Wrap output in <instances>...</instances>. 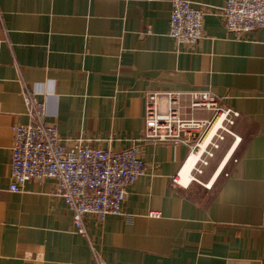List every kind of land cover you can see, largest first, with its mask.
Listing matches in <instances>:
<instances>
[{
	"label": "crops",
	"instance_id": "crops-1",
	"mask_svg": "<svg viewBox=\"0 0 264 264\" xmlns=\"http://www.w3.org/2000/svg\"><path fill=\"white\" fill-rule=\"evenodd\" d=\"M170 19V0H0V264H264V29L238 38L211 14L185 46ZM198 92L238 116L217 165L184 178L188 146L143 141L146 99L180 93L189 116ZM30 96L64 138L137 147L148 168L123 214L87 217L85 236L54 180L9 190Z\"/></svg>",
	"mask_w": 264,
	"mask_h": 264
},
{
	"label": "built area",
	"instance_id": "built-area-1",
	"mask_svg": "<svg viewBox=\"0 0 264 264\" xmlns=\"http://www.w3.org/2000/svg\"><path fill=\"white\" fill-rule=\"evenodd\" d=\"M170 1L169 35L180 45L203 40L205 17L211 14L219 16L227 32L238 38L264 29V0H225L216 9L196 8L189 0ZM27 107L31 122L14 130L9 190L20 193L30 181L54 180L56 195L71 209L76 229L83 236L87 235V217L104 221L109 215L123 214L128 188L148 172L139 148L115 152L93 147L84 140L64 138L58 127L46 120L45 104L30 96ZM189 108L191 114L184 115L180 93L148 95L143 141L186 145L193 154L219 116L231 115L232 120H225L231 125L238 116L208 92L191 94ZM196 111L212 115L196 119ZM221 129L228 131L225 125Z\"/></svg>",
	"mask_w": 264,
	"mask_h": 264
},
{
	"label": "rangeland",
	"instance_id": "rangeland-1",
	"mask_svg": "<svg viewBox=\"0 0 264 264\" xmlns=\"http://www.w3.org/2000/svg\"><path fill=\"white\" fill-rule=\"evenodd\" d=\"M226 119L232 120V116L227 115ZM224 125L226 129L228 128V131H224L221 128L218 129L216 135L211 140L210 144L206 147V151L201 156V159H203L202 165L205 167V170L206 168H208V170H212L217 165L218 159L223 154L224 150L226 149V146L228 147L233 137L232 133H234V131L231 128L233 125H231L229 121H224L222 123V128L224 127ZM218 134L219 137H217ZM204 174L202 176H204Z\"/></svg>",
	"mask_w": 264,
	"mask_h": 264
},
{
	"label": "bare ground",
	"instance_id": "bare-ground-1",
	"mask_svg": "<svg viewBox=\"0 0 264 264\" xmlns=\"http://www.w3.org/2000/svg\"><path fill=\"white\" fill-rule=\"evenodd\" d=\"M225 116L226 115L223 114V115L219 116L213 122V124L211 125V127L209 129V132L206 134V136L204 137V139L200 143V147L197 149V151L195 153L190 155V158L187 161V163L183 169L184 178H186V176L188 177L189 172L195 168L197 163L200 161L202 154L206 151V147L210 144L211 140L216 135V132L218 131V129L222 128V123L226 120ZM222 166H223V162L220 165L218 171L222 168ZM181 174H182V172H181Z\"/></svg>",
	"mask_w": 264,
	"mask_h": 264
}]
</instances>
